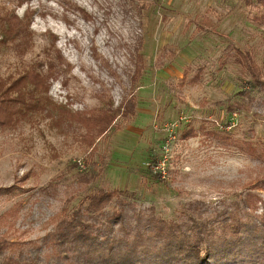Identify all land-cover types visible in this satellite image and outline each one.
Instances as JSON below:
<instances>
[{
  "label": "rangeland",
  "instance_id": "374dc122",
  "mask_svg": "<svg viewBox=\"0 0 264 264\" xmlns=\"http://www.w3.org/2000/svg\"><path fill=\"white\" fill-rule=\"evenodd\" d=\"M11 14L26 30L0 36V88L29 71L42 79L12 90L20 111L0 127V234L24 242L41 264H61L49 243L54 215L79 206L87 190L119 188L135 193L123 220L110 218L116 199L97 215L103 224L89 219L99 241H136L149 250L145 263L164 243L135 237L148 232V219L185 229L182 211L235 208L240 228L225 236L241 242L208 263L264 264V232L251 231L264 224V92L238 94L250 78L239 50L254 55L264 77V23L256 21L264 2L0 0V29ZM169 48L175 54L164 59ZM228 101L241 106L230 112ZM188 128L196 135L184 139Z\"/></svg>",
  "mask_w": 264,
  "mask_h": 264
},
{
  "label": "trees",
  "instance_id": "16d2710c",
  "mask_svg": "<svg viewBox=\"0 0 264 264\" xmlns=\"http://www.w3.org/2000/svg\"><path fill=\"white\" fill-rule=\"evenodd\" d=\"M260 1L264 2V0ZM256 21L264 23V17H258ZM5 22L6 24L0 29V36L10 38L14 34L23 33L26 30L23 20L16 14L7 16ZM261 41L263 45L264 36ZM238 53L243 58V65L250 74V78L246 80L249 88L240 90L238 94L242 97H249L252 100L251 90L255 88L260 92H264L262 69L256 62L254 55L249 51L242 52L239 50ZM174 54L175 52L171 48L160 53L164 59L168 56L173 57ZM163 64V59L157 63L158 66ZM187 75L188 73L184 71L182 79L185 80ZM41 79L37 73L29 71L21 78L0 88V127L10 126L13 123L14 116L20 111V107L14 103L17 101H14L10 95L12 90L15 89L20 94L21 89L28 86V84L41 85ZM197 79H200L199 71L195 72L191 77L192 81ZM127 102L126 110H128L127 113H130L136 101L135 98H132ZM224 105L230 112L241 106L236 101H228ZM212 132L217 135V131ZM195 135V130L191 128L184 129L181 132V136L184 139ZM246 143L245 140H242V143L240 142L237 145L240 150H245L247 148ZM155 158L157 157L154 156L152 159L153 163L157 162ZM73 166L78 167L81 164L76 162ZM84 174L80 176L83 180H85ZM156 174L160 177V172ZM133 194L126 189L113 188V190L107 191L101 188H93L83 193L79 206L69 210V212L66 206L62 207L53 217L55 225L49 234V243L53 244L54 254L59 262L61 264L143 263L141 261L143 259L140 256L149 254L148 249L143 246L140 247L136 241L134 243L125 242L124 244L117 243L112 239L108 240L107 238L105 240L101 238L99 241V232L93 233L91 230L92 224L89 222L90 218L95 217L100 224H103V221L97 215H104L103 209L113 199H116L118 203L111 208L110 218L121 222L125 213V202L133 198ZM114 196L116 197L113 198ZM247 197L249 196L243 198L242 202L245 208L244 214L250 216L251 211H249L247 202L251 199H247ZM235 205L238 207L241 204L235 202ZM182 212L187 216L188 220L185 229L179 226L177 221L158 217L156 219H148L147 223L151 225L148 232L144 231L143 234L141 231L136 232L135 237H144V240L152 241L163 239L164 242L158 251L154 253V259L145 260L143 264H209L210 257L217 259L214 252H223V257L227 259L232 255L231 249L233 248L231 244L241 242L239 239L226 240L225 236L229 231L232 232L234 230L237 232L239 230V209L234 208L230 211L217 209L212 215H208L204 211L196 214L189 210ZM253 226L254 230L252 229V232L257 229L260 232H264V224L260 220H256ZM23 243L22 241L9 239L6 232L0 234V264H41L39 255L30 256L25 253L22 247ZM235 244L233 245L234 248L236 247ZM263 246L264 242L260 245V250ZM240 248L244 247L241 246ZM115 250L117 251L114 253ZM220 259L222 260V258Z\"/></svg>",
  "mask_w": 264,
  "mask_h": 264
}]
</instances>
